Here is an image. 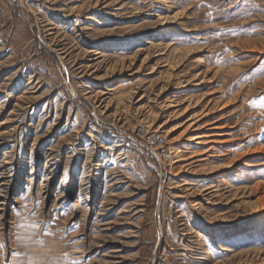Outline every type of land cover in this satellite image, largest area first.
Here are the masks:
<instances>
[{"label": "rangeland", "instance_id": "374dc122", "mask_svg": "<svg viewBox=\"0 0 264 264\" xmlns=\"http://www.w3.org/2000/svg\"><path fill=\"white\" fill-rule=\"evenodd\" d=\"M0 251L264 264V0L4 2Z\"/></svg>", "mask_w": 264, "mask_h": 264}, {"label": "bare ground", "instance_id": "6f19581e", "mask_svg": "<svg viewBox=\"0 0 264 264\" xmlns=\"http://www.w3.org/2000/svg\"><path fill=\"white\" fill-rule=\"evenodd\" d=\"M202 120H203L202 118L199 119V120H197V118H196V121L193 120V122L192 121L189 122V125L187 126L186 130L184 131V133L186 134V139L187 140H190V141L194 140L195 144L205 145V148H207L209 150L208 146H206V145H208L210 143H213L216 140H212V139H214V136H212L211 133H207V132L210 131V130L211 131L216 130V129H218V127L217 126H212V128H209V130H203L206 126H209L210 124H206V122H201ZM193 132H197V133L195 135H193V134H191ZM191 150H192V147H191ZM207 151L201 152V155L203 153H206ZM197 153L198 152L196 151L192 155H188V153L182 152V151H180L178 149L177 153H176L177 156H176V161L175 162L184 163V167L185 168H189L191 165L196 163V162H191V160L195 157V155H197ZM211 187L212 186H210V188Z\"/></svg>", "mask_w": 264, "mask_h": 264}, {"label": "crops", "instance_id": "0c3cea01", "mask_svg": "<svg viewBox=\"0 0 264 264\" xmlns=\"http://www.w3.org/2000/svg\"><path fill=\"white\" fill-rule=\"evenodd\" d=\"M0 264H20V263H15L14 261H11V262H8V263H5V260H4V257L0 251Z\"/></svg>", "mask_w": 264, "mask_h": 264}, {"label": "built area", "instance_id": "2783aa9c", "mask_svg": "<svg viewBox=\"0 0 264 264\" xmlns=\"http://www.w3.org/2000/svg\"><path fill=\"white\" fill-rule=\"evenodd\" d=\"M10 1H12L13 3H19V0H0V7L2 6V4L4 3V2H10Z\"/></svg>", "mask_w": 264, "mask_h": 264}]
</instances>
